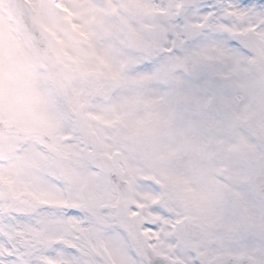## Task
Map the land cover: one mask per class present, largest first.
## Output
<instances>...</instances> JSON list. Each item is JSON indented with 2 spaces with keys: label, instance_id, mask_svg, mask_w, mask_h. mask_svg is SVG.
Returning <instances> with one entry per match:
<instances>
[{
  "label": "snow or ice",
  "instance_id": "snow-or-ice-1",
  "mask_svg": "<svg viewBox=\"0 0 264 264\" xmlns=\"http://www.w3.org/2000/svg\"><path fill=\"white\" fill-rule=\"evenodd\" d=\"M11 6L0 264H264V0Z\"/></svg>",
  "mask_w": 264,
  "mask_h": 264
},
{
  "label": "rangeland",
  "instance_id": "rangeland-1",
  "mask_svg": "<svg viewBox=\"0 0 264 264\" xmlns=\"http://www.w3.org/2000/svg\"><path fill=\"white\" fill-rule=\"evenodd\" d=\"M15 3V0H5L3 5H0V44L4 42H11L13 44L16 43V21H17V14L15 9L11 6ZM25 70L28 73L34 71V68L31 64L25 65ZM43 102L52 107V102L47 97L43 98ZM177 134V129L168 128L165 129L161 135L167 136L168 138H173ZM161 146H166L165 141H161ZM18 162L16 160L10 161V165L16 166ZM222 210V197L217 196L215 198V203L212 208V211H219Z\"/></svg>",
  "mask_w": 264,
  "mask_h": 264
}]
</instances>
